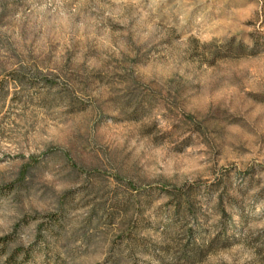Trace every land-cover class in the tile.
<instances>
[{
    "label": "rangeland",
    "instance_id": "374dc122",
    "mask_svg": "<svg viewBox=\"0 0 264 264\" xmlns=\"http://www.w3.org/2000/svg\"><path fill=\"white\" fill-rule=\"evenodd\" d=\"M11 235L27 264H264V0H0Z\"/></svg>",
    "mask_w": 264,
    "mask_h": 264
},
{
    "label": "trees",
    "instance_id": "16d2710c",
    "mask_svg": "<svg viewBox=\"0 0 264 264\" xmlns=\"http://www.w3.org/2000/svg\"><path fill=\"white\" fill-rule=\"evenodd\" d=\"M238 51H243L244 49H248L243 43H239L237 47ZM176 208L177 213L180 214L182 209L184 211H188L192 207V201L190 197H186L183 194H178L176 196ZM191 231V230H190ZM192 236H190L191 238ZM191 242V241H189ZM192 248L188 250V253L191 254L190 259H197L203 253L199 250L192 240ZM187 253V254H188ZM33 257V250L31 248H25L17 243L14 236H6L0 238V259H3L2 264H27ZM189 257V256H188Z\"/></svg>",
    "mask_w": 264,
    "mask_h": 264
}]
</instances>
